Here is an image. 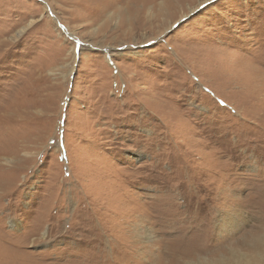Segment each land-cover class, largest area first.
<instances>
[{"label": "rangeland", "instance_id": "1", "mask_svg": "<svg viewBox=\"0 0 264 264\" xmlns=\"http://www.w3.org/2000/svg\"><path fill=\"white\" fill-rule=\"evenodd\" d=\"M261 86L264 0H0V264H262Z\"/></svg>", "mask_w": 264, "mask_h": 264}, {"label": "bare ground", "instance_id": "2", "mask_svg": "<svg viewBox=\"0 0 264 264\" xmlns=\"http://www.w3.org/2000/svg\"><path fill=\"white\" fill-rule=\"evenodd\" d=\"M256 75H257V73L255 72V77H256ZM254 77V78H255ZM259 78V77H258ZM255 79H257V78H255ZM262 84V83H261ZM262 87V89L264 88V86H261ZM260 89V88H259ZM260 92H261V90H260ZM259 98V97H258ZM257 98V99H258ZM263 101V100H262ZM256 102V101H255ZM264 102V101H263ZM262 103V102H261ZM262 112H263V116H264V108H261L260 109ZM261 117V116H260ZM231 221V220H230ZM241 225V224H240ZM254 243L252 244V248L256 251V252H259L258 253V255H257V257H258V260H259V262L260 263H262V264H264V235L263 236H261L260 238H258V239H255L254 241H253ZM2 246V245H1ZM233 257V259H231L230 261L229 260H224V262L223 261H220V263L221 264H236V262H238V261H243V260H246L245 259V256L244 255H240V256H235V254H233L232 255ZM219 263V264H220Z\"/></svg>", "mask_w": 264, "mask_h": 264}]
</instances>
